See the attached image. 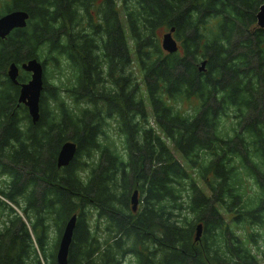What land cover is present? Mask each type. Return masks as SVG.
<instances>
[{
  "label": "trees",
  "instance_id": "1",
  "mask_svg": "<svg viewBox=\"0 0 264 264\" xmlns=\"http://www.w3.org/2000/svg\"><path fill=\"white\" fill-rule=\"evenodd\" d=\"M262 1L1 4L0 15L21 9L29 18L0 38V175L6 177L0 264H58V240L74 213L66 264H122L127 257L134 264L264 262L258 251L264 241V27L256 22ZM171 27L179 48L167 53L160 35ZM30 58L42 61L44 73L48 60L66 66L71 79L64 90L81 109L62 106L44 78L39 119L31 122L17 102L19 86L6 74L12 62ZM28 78L23 71L17 80ZM190 100L195 103L182 110ZM107 120L123 138L124 153L108 139ZM65 140L77 152L58 168ZM134 189L141 204L135 211ZM50 225L57 239L47 254Z\"/></svg>",
  "mask_w": 264,
  "mask_h": 264
},
{
  "label": "water",
  "instance_id": "2",
  "mask_svg": "<svg viewBox=\"0 0 264 264\" xmlns=\"http://www.w3.org/2000/svg\"><path fill=\"white\" fill-rule=\"evenodd\" d=\"M29 13L25 10L16 9L7 11L0 15V38L6 37L13 29L23 28L27 25ZM257 26L264 27V0L260 4L256 13ZM174 27L161 33L160 46L167 53L176 52L179 48L178 41L174 37ZM206 61L202 60L199 64V70L204 71ZM22 69L30 73L26 82H19L17 77L19 70ZM10 81L19 86L17 101L26 106L31 122L35 123L39 119V102L43 90V64L37 58H30L20 65L12 62L6 71ZM77 144L71 140H65L61 143L56 155V165L58 168L67 166L75 157ZM137 189H134L131 195V209H137ZM77 221V214H72L65 222L61 235L58 240L55 259L58 264H66L73 231ZM202 233V224H197L194 234V240L198 241Z\"/></svg>",
  "mask_w": 264,
  "mask_h": 264
},
{
  "label": "rangeland",
  "instance_id": "3",
  "mask_svg": "<svg viewBox=\"0 0 264 264\" xmlns=\"http://www.w3.org/2000/svg\"><path fill=\"white\" fill-rule=\"evenodd\" d=\"M8 0H0V10L2 8V3L3 2H7ZM161 36V35H160ZM131 56H132V62H131V67L133 69V71L135 72V76L138 78V82L140 84V96H143L145 99L146 104H148L147 99H146V95H145V89H144V85L142 84V79H141V73L139 72L137 66H136V62L134 61V56H133V52L131 51ZM43 60V58H42ZM46 69H45V73H44V78L46 80V82L49 84L50 87H55V92H57V96L60 97V100H62L64 102V104H62V106L67 105L69 108H76L81 109V105H78L76 103H74V99H71V97H69V95L65 92L64 90V85L66 83L65 78H69L71 79V75L69 73L66 74V72H68V69L66 66H58V67H54L52 65V63L48 60L46 63ZM24 70L20 69L19 74H22ZM25 72V71H24ZM65 81V82H64ZM47 106L48 108H50L51 110H53L54 106L53 104L50 102V98H47ZM195 103V100H190L188 102H185L183 105H181V109L182 110H189L191 108V106ZM151 114L150 113V107L149 105L147 106V115ZM150 124L152 123V119L150 118ZM104 131L107 133L108 135V139L111 141V144L114 146V148L116 149L117 152L119 153H124V140L123 138L120 136L119 132L117 131L116 126L114 125V123L111 120H107L106 121V125L104 126ZM171 147V146H170ZM172 148V147H171ZM175 154V156H177L178 159V153L173 152ZM95 158V157H94ZM80 162L85 161L87 165H90V158L87 159L85 157L82 158V156L80 157ZM87 161H90L89 163ZM187 167V166H186ZM6 179L5 176H1L0 175V186L4 185V182L2 183V181H4ZM137 209L140 207V195L137 194ZM16 210H18L16 207H14ZM6 211L4 210L3 213V220L6 219ZM1 219V221H3ZM255 231H258V229L255 227ZM261 234V232H260ZM243 237L244 235L241 234ZM104 236V237H103ZM107 234L104 232H102V238H106ZM57 239V232L55 231L54 227L50 225V227L47 228L46 230V242H47V248H46V253L49 254L53 244L55 242V240ZM252 251H255L254 247H250ZM257 250V249H256ZM258 251H264V241H261V245H260V250ZM258 255L260 253H257ZM259 259H261L258 256ZM261 264H264L263 261L260 262ZM122 264H134V259L131 257H127L125 262H122Z\"/></svg>",
  "mask_w": 264,
  "mask_h": 264
}]
</instances>
